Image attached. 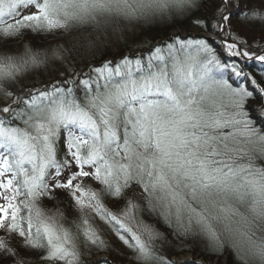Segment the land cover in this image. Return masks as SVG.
<instances>
[{"label": "snow or ice", "instance_id": "snow-or-ice-1", "mask_svg": "<svg viewBox=\"0 0 264 264\" xmlns=\"http://www.w3.org/2000/svg\"><path fill=\"white\" fill-rule=\"evenodd\" d=\"M215 3L193 19L231 64L207 38L161 41L146 56L67 68L71 75L33 91L22 83L30 69L82 61L110 33L186 15L193 0H0V264H86L92 249L105 254L92 264H109L112 236L130 264H195L162 251L189 239L209 256L264 264V107L246 108L264 101V0H249L239 17L259 25L260 44L231 35L240 0ZM85 28L51 53L8 47L29 32ZM57 190L78 217L45 210Z\"/></svg>", "mask_w": 264, "mask_h": 264}, {"label": "trees", "instance_id": "trees-1", "mask_svg": "<svg viewBox=\"0 0 264 264\" xmlns=\"http://www.w3.org/2000/svg\"><path fill=\"white\" fill-rule=\"evenodd\" d=\"M197 4L201 3V0H196ZM249 0H240V7L235 8L232 11V19H231V35L236 36L240 40H247L249 44H260L261 42V32L258 24L253 25H245L240 20L239 17L241 15V11L244 8V5L247 4ZM211 6L205 5L203 12H201L197 7L192 8L186 15H175L173 14L171 17H163L157 18L151 23H137L132 24L127 30L125 36L131 37L130 43L124 38V40L118 38V41L115 45L110 44L106 45L107 39L104 40L102 44L99 45L98 51L86 52L84 54V58L82 61H73L71 56H67L64 61L56 60L54 58H50L48 62L42 65L39 68L30 69L25 76L22 78V83L27 84L29 87L35 85L33 91L37 89H42L47 87L50 84L56 83L57 81L63 79L65 75H71V72L66 71L67 68H71L75 71H89L86 67L88 64H99L102 60L118 58L122 55H127L129 57H135L138 55L146 56L152 45H159L161 41L165 42V44L169 42H174L179 38H175L171 33L172 29L178 25L181 28V33L179 34L182 39L188 38H198L199 34L204 32L205 29L202 26H198V24H194L195 21L193 18H200L202 15H210L213 11H215L219 5L215 3V0H210ZM215 9V10H214ZM175 25V26H174ZM90 29H73L69 31L67 34L60 32L59 34H45V33H26L25 37L17 42L11 43L8 47L12 48L14 51H23V45L28 42L31 44L33 50L45 51L47 46L51 43H59V47L69 48L70 43L77 37L88 35ZM195 33H192L194 32ZM63 33V35H62ZM65 35V37H64ZM170 37L172 38L170 40ZM227 38V36H225ZM209 43L217 49L220 53L222 63H232V60L220 50V41H209ZM21 45V46H19ZM21 47V48H20ZM137 50H141V53H137ZM136 52V53H135ZM253 65L249 64L245 71H252ZM223 75L225 78H229L230 73L224 72ZM255 75L257 79L260 78V68L259 66H255ZM230 83H235V78L232 77L229 80ZM236 86V85H233ZM14 91H19V86H17ZM1 106L4 104L3 101H0ZM255 107L257 109L264 107V101L254 100L250 103L246 104V108ZM140 195V193H137ZM54 199H45L43 201V206L45 210H60L63 211L69 220L74 218L73 206L70 196L65 190H57L54 193ZM73 217V218H72ZM159 227V226H157ZM160 231L167 237V231L163 228H160ZM183 247L177 248L175 246V242L173 241L169 245L162 248V251L165 253L167 257L172 260L178 258L180 255L189 253L192 258L190 260L184 261H194L195 264H221L220 258L227 259L228 264H237L236 259L233 255L227 254L226 256H209L204 252L203 243L199 240L189 239L186 241L180 242ZM110 252V250H109ZM108 252V253H109ZM112 253V252H111ZM99 254L96 249H92L90 253H86L82 259L87 261L92 259L94 256ZM114 254V253H112ZM109 264H113L114 257L109 256ZM202 259L204 262L198 263L197 259ZM123 259V258H122ZM125 261V260H124ZM177 261V260H176ZM179 261V260H178ZM92 262V261H91Z\"/></svg>", "mask_w": 264, "mask_h": 264}, {"label": "rangeland", "instance_id": "rangeland-1", "mask_svg": "<svg viewBox=\"0 0 264 264\" xmlns=\"http://www.w3.org/2000/svg\"><path fill=\"white\" fill-rule=\"evenodd\" d=\"M215 10V9H214ZM194 24H196V22L194 21L193 22ZM135 24H137V23H135ZM142 24V23H141ZM175 26V25H174ZM129 26H127L126 28H125V31H124V33H123V36H122V38H120L121 40L120 41H122V40H124V38H126V39H130V40H127L129 43H130V41H131V37H127V36H125V34L127 33V30H129ZM60 32H63L64 34H67L69 31H64V30H57V31H53V32H51V33H54V34H59ZM51 33H47V34H51ZM63 33H62V35H63ZM171 33L172 34H174L175 33V35H174V37H179V39L178 40H180V39H182V37L179 35L180 33H181V28H180V26H178V25H176L173 29H172V31H171ZM192 33H195V31L194 32H192ZM84 36V35H83ZM64 37H65V35H64ZM188 39H203V38H188ZM117 41H118V38H117V36H115V35H112L111 33L109 34V38L107 39V41H106V45H110V44H113V45H115L116 43H117ZM27 44H29L28 42H26ZM59 43H51L50 44V46L48 45L47 46V48L45 49V51H47V52H49V53H51V50L52 49H55V48H57V47H59V45H58ZM29 45H31V44H29ZM19 46H21V45H19ZM32 47V46H31ZM21 48V47H20ZM216 49V48H215ZM217 50V49H216ZM136 51V50H135ZM17 54H19L20 52L19 51H15ZM137 53H141L142 51L141 50H137L136 51ZM135 52V53H136ZM228 64H230V62H228ZM226 72V71H225ZM227 72H229V71H227ZM230 73V72H229ZM233 85H236V84H233ZM237 86V85H236ZM0 101H3L4 102V104L6 103V101L3 99V98H0ZM9 103H10V101H8ZM3 104V105H4ZM2 105V106H3ZM0 106H1V104H0ZM93 187H95V184H93L92 185ZM137 193H139V191L137 192ZM73 206V205H72ZM106 207H108L109 208V210L110 211H113V212H116V213H119L120 212V207L121 206H119V205H116V204H113V203H106ZM73 209V214H74V218L75 217H78V215H79V213L74 209V207H72ZM46 211H48L49 212V214H51V212H53V210H50V209H48V210H46ZM73 218V217H72ZM92 219H93V221L96 223V224H100L101 223V221L99 220V218L98 217H95L94 215L92 216ZM67 226V225H66ZM111 242H112V244H113V246L109 249L110 250V252L109 253H106V255H108V256H111V257H114V259H119V260H114V263L113 264H130V259H131V253H130V251L129 250H127L126 248H124V247H115V237L114 236H112L111 237ZM114 253V254H112V253ZM100 255H105V254H101V253H99V254H97L96 256H94L92 259H90L89 261H87L88 262V264H92V262L93 261H96L97 259H99V257H100ZM123 258V259H122ZM192 258V256H190V255H185V254H183V255H180L178 258H175L176 260H179V261H181V260H190ZM110 259V258H109ZM125 260V261H124ZM92 261V262H91ZM198 263H202V262H204L202 259H197L196 260ZM220 262H221V264H225V257L223 258H220Z\"/></svg>", "mask_w": 264, "mask_h": 264}, {"label": "clouds", "instance_id": "clouds-1", "mask_svg": "<svg viewBox=\"0 0 264 264\" xmlns=\"http://www.w3.org/2000/svg\"><path fill=\"white\" fill-rule=\"evenodd\" d=\"M195 3H196V0H193V8H194V6H195Z\"/></svg>", "mask_w": 264, "mask_h": 264}, {"label": "water", "instance_id": "water-1", "mask_svg": "<svg viewBox=\"0 0 264 264\" xmlns=\"http://www.w3.org/2000/svg\"><path fill=\"white\" fill-rule=\"evenodd\" d=\"M208 39H211V37H207Z\"/></svg>", "mask_w": 264, "mask_h": 264}]
</instances>
